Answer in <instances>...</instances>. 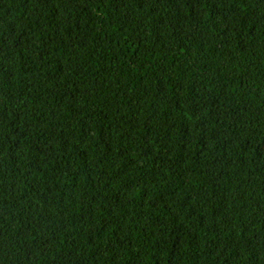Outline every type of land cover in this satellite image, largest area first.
<instances>
[{"label": "trees", "instance_id": "1", "mask_svg": "<svg viewBox=\"0 0 264 264\" xmlns=\"http://www.w3.org/2000/svg\"><path fill=\"white\" fill-rule=\"evenodd\" d=\"M0 264H264V0H0Z\"/></svg>", "mask_w": 264, "mask_h": 264}]
</instances>
